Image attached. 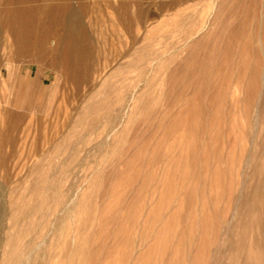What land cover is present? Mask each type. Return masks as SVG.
Segmentation results:
<instances>
[{"label":"rangeland","instance_id":"obj_1","mask_svg":"<svg viewBox=\"0 0 264 264\" xmlns=\"http://www.w3.org/2000/svg\"><path fill=\"white\" fill-rule=\"evenodd\" d=\"M0 264H264V0H0Z\"/></svg>","mask_w":264,"mask_h":264}]
</instances>
